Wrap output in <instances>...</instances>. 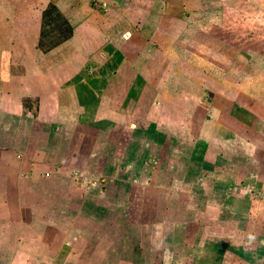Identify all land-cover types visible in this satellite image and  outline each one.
<instances>
[{
	"label": "crops",
	"instance_id": "crops-1",
	"mask_svg": "<svg viewBox=\"0 0 264 264\" xmlns=\"http://www.w3.org/2000/svg\"><path fill=\"white\" fill-rule=\"evenodd\" d=\"M209 216L264 263V0H0V264H180Z\"/></svg>",
	"mask_w": 264,
	"mask_h": 264
},
{
	"label": "rangeland",
	"instance_id": "rangeland-1",
	"mask_svg": "<svg viewBox=\"0 0 264 264\" xmlns=\"http://www.w3.org/2000/svg\"><path fill=\"white\" fill-rule=\"evenodd\" d=\"M187 218H190L189 216H183V217H180L179 220L180 222L182 223L181 224V229H179L177 231V238L180 237V240H184L185 242V246H187L186 244H189L190 240L188 238V235L185 236V234L187 233L186 231H183L186 226L189 224V222L187 221ZM205 217L204 216H200L198 217V220H202L204 219ZM208 219L211 221V228H212V232L213 233V238H208L210 240H206V245L205 247L201 246L200 243L203 244V241H204V238H202L200 235L196 236V243L197 244H200V248H197L196 249V252H194L195 256L191 255V256H187V258H182V262L180 264H194V262H196L197 260L200 259V256H203L205 253H209V256L210 257V261L206 264H253V257L251 256V254H248L247 257H243V258H239V257H236L235 255V250L233 248H226L225 246H222L220 248L218 247H215V237L214 236H218L216 234L217 231L214 226L215 221H216V217H213V216H209ZM175 236V234H174ZM185 236V237H184ZM182 237H184V239H181ZM212 241V242H211ZM200 242V243H198ZM226 248V249H225ZM184 251H186V249H184ZM226 253V254H224ZM133 254L135 255V252L133 251ZM243 263H241L242 261ZM255 260V259H254ZM251 261V262H250ZM255 263V262H254ZM195 264H204L203 261L201 262H197ZM259 264H264V263H259Z\"/></svg>",
	"mask_w": 264,
	"mask_h": 264
}]
</instances>
